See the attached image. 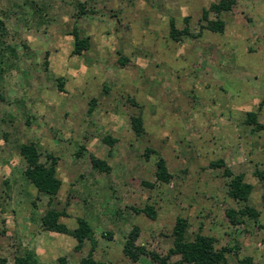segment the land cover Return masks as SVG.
Wrapping results in <instances>:
<instances>
[{
	"label": "rangeland",
	"instance_id": "1",
	"mask_svg": "<svg viewBox=\"0 0 264 264\" xmlns=\"http://www.w3.org/2000/svg\"><path fill=\"white\" fill-rule=\"evenodd\" d=\"M214 1L0 0L4 264H12L22 248L33 249L29 240L21 247L16 217L39 225L48 207L83 217L96 239L93 257L112 264H131L122 246L133 226L139 228L136 244L164 255L176 217L187 220V239L199 232L212 236L216 248L234 247L225 254L229 264L243 256L264 264V184L254 175L264 167V128L255 130L245 121L252 111L264 126V52L258 51L264 49V14L251 9L252 0H235L219 14L223 32H211L200 28V15ZM78 3L85 12L79 16ZM170 20L180 33L170 31ZM74 28L89 38L79 55L71 53ZM236 44L249 51H241V68L233 61ZM121 57L127 58L124 65ZM173 58L181 64L170 67L166 61ZM224 71L232 74L231 85L224 83ZM56 77L62 78L61 91ZM128 80L136 96L126 90ZM148 89L153 107L145 98ZM136 114L144 130L139 136L129 127ZM105 135L115 140L110 150L101 140ZM28 141L54 155L56 175L68 179L50 204L47 195H29L32 185L22 175L17 147ZM145 148L152 150L147 157ZM90 154L104 156L110 169L91 168ZM157 157L165 161L168 182L154 176ZM216 159L224 166L209 167ZM235 175L252 185L245 204L258 212L257 222L239 215L240 223L231 224L225 215L244 205L227 195ZM144 207L154 211L153 219L132 210ZM88 249V242L72 248L64 254L67 264H78ZM58 257L50 264H58ZM135 264L153 263L141 255Z\"/></svg>",
	"mask_w": 264,
	"mask_h": 264
},
{
	"label": "trees",
	"instance_id": "2",
	"mask_svg": "<svg viewBox=\"0 0 264 264\" xmlns=\"http://www.w3.org/2000/svg\"><path fill=\"white\" fill-rule=\"evenodd\" d=\"M234 4L235 0H216L211 2L208 8H203L201 10L200 20L203 21L204 24L201 25L200 28L207 29L211 32L222 33L224 30V21L219 18V14L231 10ZM84 13L83 4L78 3L77 16ZM209 13L214 14V19L209 18ZM169 26L171 32H176L172 20L169 21ZM2 29V22L0 21V31ZM176 33L180 32L177 31ZM183 33L187 32L183 31ZM70 35L73 39L72 54L79 55L88 48V36H80L76 28L70 32ZM126 61L127 58L125 57L118 59L121 65H124ZM55 80L57 82V89L61 91L62 78L56 77ZM130 101L132 104H135L134 100L131 99ZM92 103L93 102H90L91 105ZM245 116L246 123L254 125L255 130L264 128L263 124L256 121L255 112H246ZM129 127L135 136H139L143 133L144 130L140 114L131 115L129 117ZM101 140L109 147V150L115 142L109 135L103 136ZM82 149L83 147L80 146L76 155H78ZM17 150L25 164L22 171L23 177L36 189L38 194L47 195L48 204H50L51 199L57 194L61 184L60 179L56 175L57 158L50 153L43 152L39 144L35 141L21 143L18 145ZM150 152H152L151 149L145 148V157H147ZM89 161L91 168L98 171L107 172L110 169L105 160L99 159L91 154L89 155ZM208 166L211 168L224 166L223 160L216 159L210 161ZM224 172L227 175L229 174L226 168ZM254 175L259 182L264 184V167L256 169ZM154 176L156 180L160 182H168L170 178V174L167 171L165 161L162 157H157L155 161ZM143 183L145 185H150L147 182ZM251 190L252 185L243 181L241 175L233 176L227 183V195L236 202L244 203L243 207L237 211L233 209L225 211V215L231 224L240 223L238 220L239 215H246L251 218L253 222H257L258 212L245 204ZM261 200L264 207V192L261 194ZM132 210L134 213H144L151 219L155 217V213L151 208H132ZM61 216H66L64 209L57 210L48 207L39 218V226L43 230L72 236L76 240L73 251H78L84 242H88L89 249L86 255L79 259L78 264H112L111 262L95 259L93 257L92 253L97 243L91 226L83 217H77L76 227L69 229L65 224L58 221V218ZM187 227L188 223L185 218H175L171 229L172 245L164 255H161L154 251L147 250L141 244L135 243L139 228L133 226L130 232L125 236L122 253L131 261V264H135L141 255L147 257L153 264H229L225 254L232 251L234 247L222 246L216 248L214 246L215 240L212 236L204 235L199 232L195 233L192 239H187ZM171 256H177V258L172 260ZM56 261L58 264H67V257L65 255L59 256ZM251 263L252 259L250 256H243L237 260V264ZM0 264H4L3 259H0ZM12 264H39V261L33 249L22 248V251L13 258Z\"/></svg>",
	"mask_w": 264,
	"mask_h": 264
},
{
	"label": "crops",
	"instance_id": "3",
	"mask_svg": "<svg viewBox=\"0 0 264 264\" xmlns=\"http://www.w3.org/2000/svg\"><path fill=\"white\" fill-rule=\"evenodd\" d=\"M252 1L253 2L250 3V5L252 4L251 9L254 10L255 13L264 14V0H252ZM226 41L223 42V44L224 43L226 44ZM236 46H238V47L236 49V53H235V57H234L233 61H234V64L238 68H241V67H243L242 62L237 61V60H239V57L241 56V51H244L246 54H249V51H248V48L243 46L242 44H236ZM258 51L264 52V49L259 48ZM250 52H252V51H250ZM178 61L179 60H177V59L175 60L173 58V59H168L166 62L170 67H173L175 65L181 64V63H178ZM82 69H83L82 66H80L79 70L81 72H82ZM232 77H233L232 74L229 73L228 71L227 72L224 71V75L222 76L224 83H229L230 85L232 84L231 83L232 79H233ZM241 81H240V83H241ZM80 83H83L82 80ZM136 88H137L136 85L135 84L133 85V81L129 82V80H128V82L126 84V90L128 92L132 91L131 94L135 95L136 94V91H135ZM145 92H146L145 98L147 99L148 104L151 107H153L154 106V100H153L154 96L152 94H150L149 89ZM71 95H73V94L70 92V96ZM240 99L243 100L242 97ZM191 111H194V109H192ZM193 116H194V113H193ZM192 122H189L188 124H191ZM69 125H71V123ZM40 143H42V141ZM93 155L99 159L106 160L105 157L102 155H97V154H93ZM106 163H107V161H106ZM107 165H109V164L107 163ZM5 169H6V167L0 162V170L5 171ZM57 177L61 181V184L59 187V189H60L64 184H66L68 179L66 177H61L58 174H57ZM28 191H29V195H34L36 189L34 187H29ZM58 192H59V190H58ZM26 201H28V200H25V202ZM24 204H27V203H24ZM66 213H67V215L59 217L58 221L65 224L67 228H70V229L75 228L76 227L75 217H79L80 215L77 213H73L71 209H67ZM34 215L36 216V214H34ZM16 218H17L16 219L17 226L19 228V231L21 232L20 233V235H21V238H20L21 247L26 245V242H24L25 240L26 241H28V240L32 241L33 243H31V246L33 247L34 253H35L37 259L39 260L40 264L52 263V261L56 257H58L60 255H64L67 252L71 251L72 248L74 247V245L76 244V240L70 235L43 230L40 228L39 225H36L33 223V221H32L33 219L30 221L27 217L20 216V214ZM33 218L37 221L36 217H33ZM6 222H8V221H6ZM6 227L10 228V225H6ZM8 233H10V232H8ZM22 234L26 238L22 237Z\"/></svg>",
	"mask_w": 264,
	"mask_h": 264
}]
</instances>
